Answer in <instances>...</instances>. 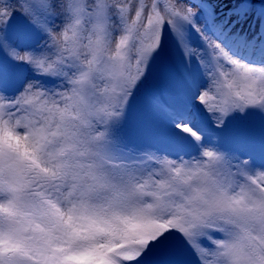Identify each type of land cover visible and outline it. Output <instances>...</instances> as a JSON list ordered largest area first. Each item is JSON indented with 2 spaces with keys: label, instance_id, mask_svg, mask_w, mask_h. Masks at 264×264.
Returning <instances> with one entry per match:
<instances>
[{
  "label": "snow or ice",
  "instance_id": "snow-or-ice-1",
  "mask_svg": "<svg viewBox=\"0 0 264 264\" xmlns=\"http://www.w3.org/2000/svg\"><path fill=\"white\" fill-rule=\"evenodd\" d=\"M162 59L172 71L146 92ZM176 77L189 106L161 99ZM138 101L197 155L132 144ZM235 114L260 118L259 158L211 139ZM186 251L264 264V0H0V264H187Z\"/></svg>",
  "mask_w": 264,
  "mask_h": 264
},
{
  "label": "rangeland",
  "instance_id": "rangeland-1",
  "mask_svg": "<svg viewBox=\"0 0 264 264\" xmlns=\"http://www.w3.org/2000/svg\"><path fill=\"white\" fill-rule=\"evenodd\" d=\"M207 2L208 3H213V4H221V3H224V4H228V6L231 7L232 0H207ZM158 6L161 7V8H163L164 5L161 4V5H158ZM226 10H227V8L224 9V11H226ZM216 11H217V13L220 12V8L217 7ZM17 19H22V18H19L18 17ZM201 82H203V81H201ZM199 107L202 109L203 106L199 105ZM246 116H247V114H246Z\"/></svg>",
  "mask_w": 264,
  "mask_h": 264
},
{
  "label": "bare ground",
  "instance_id": "bare-ground-1",
  "mask_svg": "<svg viewBox=\"0 0 264 264\" xmlns=\"http://www.w3.org/2000/svg\"><path fill=\"white\" fill-rule=\"evenodd\" d=\"M223 17H221L220 19H222ZM234 31H235V29H234ZM242 31H247V29L245 28V29H243ZM249 35H251V34H249ZM159 62L160 61H158L154 66H152L151 67V72L153 73V69H155L156 68V66L159 64ZM153 84V75H151L150 77H149V79H148V81H147V83H146V85H145V88H147L148 86H150V85H152ZM203 159H206V158H203Z\"/></svg>",
  "mask_w": 264,
  "mask_h": 264
}]
</instances>
